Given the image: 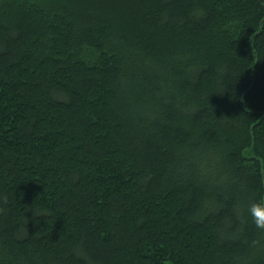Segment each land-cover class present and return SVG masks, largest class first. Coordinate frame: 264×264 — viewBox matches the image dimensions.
<instances>
[{
	"label": "trees",
	"instance_id": "16d2710c",
	"mask_svg": "<svg viewBox=\"0 0 264 264\" xmlns=\"http://www.w3.org/2000/svg\"><path fill=\"white\" fill-rule=\"evenodd\" d=\"M264 0H0V264H264Z\"/></svg>",
	"mask_w": 264,
	"mask_h": 264
},
{
	"label": "clouds",
	"instance_id": "9594fccd",
	"mask_svg": "<svg viewBox=\"0 0 264 264\" xmlns=\"http://www.w3.org/2000/svg\"><path fill=\"white\" fill-rule=\"evenodd\" d=\"M261 26L264 27V22ZM247 207L248 214L255 225L264 228V198L252 199Z\"/></svg>",
	"mask_w": 264,
	"mask_h": 264
}]
</instances>
